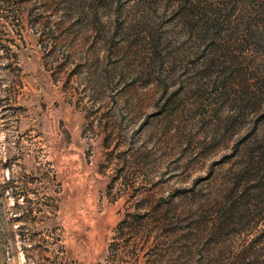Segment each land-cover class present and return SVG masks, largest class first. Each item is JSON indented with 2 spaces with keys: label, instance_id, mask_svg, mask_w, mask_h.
Wrapping results in <instances>:
<instances>
[{
  "label": "rangeland",
  "instance_id": "obj_1",
  "mask_svg": "<svg viewBox=\"0 0 264 264\" xmlns=\"http://www.w3.org/2000/svg\"><path fill=\"white\" fill-rule=\"evenodd\" d=\"M245 4L0 0V264H264Z\"/></svg>",
  "mask_w": 264,
  "mask_h": 264
},
{
  "label": "trees",
  "instance_id": "obj_2",
  "mask_svg": "<svg viewBox=\"0 0 264 264\" xmlns=\"http://www.w3.org/2000/svg\"><path fill=\"white\" fill-rule=\"evenodd\" d=\"M233 1H236V0H233ZM242 1H243V3L244 2L246 3L244 5V8L249 13H255L257 15L258 14L264 15V0H242ZM214 13L216 14V16L213 19L209 20V21H211V25H213V26L216 25L219 22V20H220V17L219 16L221 14L218 11H214Z\"/></svg>",
  "mask_w": 264,
  "mask_h": 264
}]
</instances>
